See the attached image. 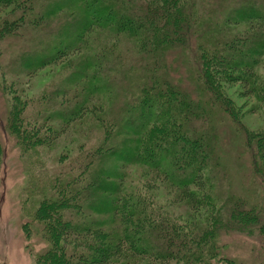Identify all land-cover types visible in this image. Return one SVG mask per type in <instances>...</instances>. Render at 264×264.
I'll list each match as a JSON object with an SVG mask.
<instances>
[{
  "label": "trees",
  "instance_id": "1",
  "mask_svg": "<svg viewBox=\"0 0 264 264\" xmlns=\"http://www.w3.org/2000/svg\"><path fill=\"white\" fill-rule=\"evenodd\" d=\"M16 1L0 0V7L16 5L19 11L0 20V40L26 26L39 28L60 10L71 20L34 50L35 56L23 58L20 68L31 71L55 63L86 47L96 29L131 37L137 54L145 57L132 69L123 107L103 120V140L71 158L60 170L64 177L57 174L52 187L31 203L27 230L44 243L37 264H212L221 257L219 225L263 231L264 211L257 203L233 198L216 205L206 225L198 227L177 218L150 193L126 189L124 181L126 167L142 164L153 179L169 186L173 204L186 202L199 211L212 203L208 172L220 161L217 129L208 127L212 116L234 123L248 155L243 174L247 181L252 175L264 182V132L245 130L240 105L227 89L235 83L240 95H254L255 68L264 54L261 0H244L226 17L227 24L249 26L248 32L233 36L215 12L209 17L202 13L199 0H49L47 6L45 0ZM39 2L46 9L41 15ZM97 62L87 58L65 78L74 97L81 98L75 105L61 89V103L54 104L52 95L48 109H24L12 92L5 122L20 148L50 145L65 126L84 116L89 96L99 88L90 70L99 68ZM47 110L52 111L44 118H59L58 128L39 122ZM3 147L0 138V161Z\"/></svg>",
  "mask_w": 264,
  "mask_h": 264
},
{
  "label": "rangeland",
  "instance_id": "2",
  "mask_svg": "<svg viewBox=\"0 0 264 264\" xmlns=\"http://www.w3.org/2000/svg\"><path fill=\"white\" fill-rule=\"evenodd\" d=\"M11 1L17 3L16 0ZM48 1L45 0L46 6ZM261 1L264 3V0ZM242 2L244 0H199V5L205 16L209 17L214 12L219 15V24H224L227 35L233 36L242 35L249 30L246 23H225L226 17L242 6ZM40 6L41 2L36 8L39 15L46 12ZM15 11L19 12L16 5L0 7V20ZM64 11L56 12L50 18L47 17V20L45 18L46 22L41 28L26 26L20 34L9 35L0 40V138L4 146L0 161V264H37V253L44 247V243L35 238L32 231L28 233L27 230L33 220L31 203L39 201L45 191L52 187L50 183L57 174H61L63 165H67L82 150L92 148L103 140V120L123 107L132 69L145 61L143 55L137 54L131 37L117 36L107 29H96L89 36L86 47L82 46L80 50L69 53L55 63L48 62L31 71L26 67L20 68L23 58L32 57L34 50L46 44L50 35H56L63 29L66 20L71 21L68 12ZM95 57L99 68L90 70L93 76L98 77L97 84L100 83L98 92L89 96V110L82 118L65 126L66 131L50 145L35 146L25 151L20 148L8 134L5 122L7 109L12 105V92L17 94L24 109H48L47 101L52 95L54 104L61 103V89L72 100L71 104L75 105L81 98L74 97L72 87L65 83V78H70L74 71L80 70L79 65L87 58L93 60ZM255 72L254 83L257 87L252 97L240 95L243 93L235 83L229 84L227 89L229 96L240 105L238 112L245 130L257 134L264 132V54L260 57ZM172 73L175 72L172 70ZM87 83L89 84L88 80ZM186 84L188 85L187 82ZM52 110L42 112L39 122L58 128L61 125L59 118H44ZM210 118L208 127L211 130L217 129L220 159L212 164L208 172L209 189H212L215 197L212 203H206L199 211L192 210L186 202H177L178 207L172 203L169 186L153 179L148 168L137 163L125 168V188H138L150 193L156 202L169 206L171 212L177 213V218L198 227L206 225V220L215 213L216 205L230 203L233 198L244 199L250 205L257 203L264 211V182L261 183L252 175L247 181L248 176L243 174L249 166L240 132L230 119L221 118L224 121H217L216 117ZM60 176L64 177L63 174ZM29 191L31 193L27 194ZM172 196L175 198L174 194ZM261 227L263 231L256 228L253 232H246L241 228L219 225L220 235L217 240L221 257L214 259L212 264H264V224ZM131 263L149 264L144 260H131Z\"/></svg>",
  "mask_w": 264,
  "mask_h": 264
}]
</instances>
